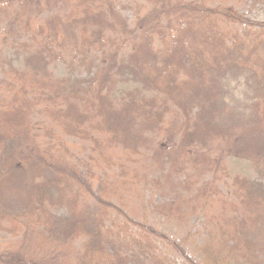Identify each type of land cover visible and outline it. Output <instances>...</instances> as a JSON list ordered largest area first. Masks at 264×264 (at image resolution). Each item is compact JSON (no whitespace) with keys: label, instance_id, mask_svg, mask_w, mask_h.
Returning a JSON list of instances; mask_svg holds the SVG:
<instances>
[{"label":"trees","instance_id":"trees-1","mask_svg":"<svg viewBox=\"0 0 264 264\" xmlns=\"http://www.w3.org/2000/svg\"><path fill=\"white\" fill-rule=\"evenodd\" d=\"M30 1L42 0H19L0 34L25 57L0 78V230L19 238L0 264H179L170 239L114 201L123 159L155 171L133 178L163 192L156 213H203L199 262L185 264H264V182L236 176L222 195L224 159L213 156L221 143L264 168V24L255 31L231 0H133L142 8L123 25L112 0H71L47 16ZM58 63L83 69L81 79L50 80ZM71 140L88 143L84 161L68 156Z\"/></svg>","mask_w":264,"mask_h":264},{"label":"rangeland","instance_id":"rangeland-1","mask_svg":"<svg viewBox=\"0 0 264 264\" xmlns=\"http://www.w3.org/2000/svg\"><path fill=\"white\" fill-rule=\"evenodd\" d=\"M71 0H42L41 2L30 1L24 8L30 9V6H36L33 10L36 12L39 10V6L43 8V15L47 16L52 12H59L63 9V4L67 5ZM176 2L187 3L194 2L193 0H174ZM29 5V6H28ZM7 6L3 11L0 9V34L8 36L5 22H7V14L12 18L22 11V3L19 0H7ZM139 7L142 8V4L136 7L133 4V0H112L113 12L119 16L116 22L119 25H123L128 22L132 23L134 16L138 13ZM227 7H232L237 13L245 17L256 24L254 30H261V24H264V0H231ZM137 12V13H136ZM10 34V33H9ZM12 34V33H11ZM4 36L0 38V78L5 75V72H10L9 66H13L17 70H24L23 51L22 45L16 44L11 39L7 44ZM84 73L83 69L75 68L71 69L67 63H58L48 68L47 75L52 81H58L60 83H73L81 79V75ZM85 77V75L83 76ZM121 89V88H120ZM46 123V120H41ZM45 127L46 125L43 124ZM180 122L176 120L167 127L166 132L159 136L158 142L171 140V135L179 131ZM60 130L57 132L59 135ZM177 140V139H175ZM88 143L84 144L79 140L67 141L65 149L70 151L69 157L76 156L79 160L84 161L86 158ZM227 149L223 144L218 143L215 146L213 156L215 158L224 159V171L218 174V188L221 190L222 195L227 194V184H232L233 178L236 176L249 178L253 181L264 182V168L256 167L253 163L245 159L232 158L225 153ZM67 154V151L64 152ZM75 157V159H76ZM120 157L117 155L116 160ZM124 160V159H123ZM123 160L119 163L116 161V167L111 172L113 177V184L116 186V195L114 201L117 203L118 208L127 216L133 223L137 225H143L147 228L153 229L162 234L166 238L170 239L174 246L166 247L167 253L174 255L179 264H185L186 260L184 255H187L192 260L199 262L198 248L202 243L203 237V223L204 215L200 211L191 214L188 218L177 217H164L154 210V206L162 203L165 199L163 192L156 186L146 184L142 182H136L133 178L135 172L142 173L143 176L153 179L156 175L155 171L148 170L145 165H133L129 167V163L123 164ZM125 166L126 170L122 168ZM107 169V168H106ZM212 177V176H211ZM210 178L209 180H211ZM143 181V180H142ZM142 183V184H140ZM140 184V185H137ZM55 214L64 215L65 212L62 209H55ZM3 230V229H2ZM0 230V251L7 254L13 251L19 245V238H15L13 227L6 228V230ZM75 250H80L78 245L74 246ZM66 260L63 256H58L54 261L49 264H76L73 256L68 257Z\"/></svg>","mask_w":264,"mask_h":264}]
</instances>
